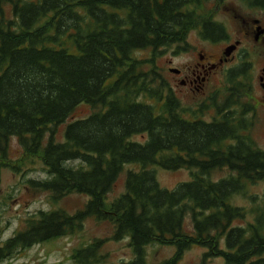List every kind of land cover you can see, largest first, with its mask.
<instances>
[{
    "label": "trees",
    "instance_id": "obj_1",
    "mask_svg": "<svg viewBox=\"0 0 264 264\" xmlns=\"http://www.w3.org/2000/svg\"><path fill=\"white\" fill-rule=\"evenodd\" d=\"M211 1L224 0H0V176L3 167L20 169L9 155L16 137L48 174L26 179L27 186L53 199L88 196L74 213L59 208L31 215L0 243V261L73 234L93 218L112 224L110 238L129 239L133 257L119 264H149L153 244L175 247L158 264H179L193 245L206 248L204 259L264 264V194L251 195L249 209L233 202L264 182V149L250 136L249 62L229 70L222 104L210 98L190 109L158 80L156 66L135 55L182 48L193 29L213 42L227 40L225 24L206 14ZM243 1L264 9V0ZM82 103L94 111L69 122L59 140L56 127ZM211 109L214 115L204 118ZM130 163L138 168L127 170L125 190L109 201ZM152 166L188 169L192 177L168 189ZM218 169L230 173L213 179ZM249 214L246 225L236 222ZM107 238L76 247L74 264H109Z\"/></svg>",
    "mask_w": 264,
    "mask_h": 264
},
{
    "label": "rangeland",
    "instance_id": "obj_2",
    "mask_svg": "<svg viewBox=\"0 0 264 264\" xmlns=\"http://www.w3.org/2000/svg\"><path fill=\"white\" fill-rule=\"evenodd\" d=\"M206 6V5H205ZM206 8L210 11L207 15H212L217 21L225 24L229 38L227 40H219L213 42L203 38L195 29L191 30L187 44L182 48L167 47L162 48L155 53L152 49H144L136 52L138 58L148 61L147 67L156 66L158 80L171 87L176 96L181 100L186 108H198L199 105L210 103L207 98H214V101L222 104L226 99L228 90L227 75L229 70L239 71L244 66V61L250 62L256 66L258 62L257 47L254 46L252 38H246L244 45L239 48V51L234 52L236 57L227 64L217 68L212 73L210 80L206 83L205 92L199 93L190 90L189 87L180 86L174 72L170 68L186 69L188 65L200 60V54L206 55L211 61H218L223 50L230 44L235 43L236 39H240L246 30L243 18L249 19L254 16H259L262 11L256 12L249 8L240 0H224L220 4L211 1ZM249 44L251 46L249 47ZM249 51V52H244ZM233 54V53H232ZM245 55V57H243ZM233 57V56H232ZM245 59V60H244ZM152 60V62H151ZM251 74L249 75L250 79ZM253 79V77H252ZM251 82V80H250ZM252 96L256 97L257 108L253 117V126L250 130V136L256 141L258 147L264 149V90L258 84L253 85L252 80ZM260 98V103L258 100ZM211 105V104H209ZM94 109L88 103H82L77 106L67 121L56 127V135L59 140H64V132L66 126L72 120L87 117ZM214 115V109L209 110L204 118L210 119ZM48 136V135H47ZM137 141L142 139L140 135H135ZM11 160L17 162L20 169L15 172L10 167H3L0 176V211L2 214V222L0 225V243H3L14 233L23 228L25 221L31 215L40 210L64 209L70 213L83 208L88 200V196L81 193H70L60 199H53L50 192L35 189L26 185V179L36 178L43 179L47 177V172L42 160L36 155L25 154L18 138L12 137L10 141ZM73 164L80 165L79 161H73ZM138 168L136 164L130 163L125 165V170L120 174L114 189L109 193V201L120 195L125 190V177L128 169ZM156 170L157 178L162 187L173 189L180 182L191 179L192 174L188 169L168 170L160 166H152ZM229 170L218 169L212 173L213 179L229 175ZM246 195H235L233 202L238 205L252 208L255 203L250 198L251 195H257L263 198L264 182H259L252 185L248 189ZM260 203V201H259ZM253 218L249 214L246 218L237 220L238 224H247ZM186 224L189 229H192V221L187 217ZM113 232V226L108 221H97L93 218L87 219L84 222L82 229L61 237L37 243L28 247L14 256L0 261V264H74L72 259L73 250L87 244L92 239L97 237H109L104 243L103 252L108 253L109 264H119L123 261H129L133 257V251L129 244V239L114 240L110 238ZM223 245V243H222ZM148 262L149 264H158L164 259L172 256L175 252L173 245H158L153 244L148 247ZM206 248L201 245H193L186 250L179 264H224L222 257L203 258Z\"/></svg>",
    "mask_w": 264,
    "mask_h": 264
},
{
    "label": "flooded vegetation",
    "instance_id": "obj_3",
    "mask_svg": "<svg viewBox=\"0 0 264 264\" xmlns=\"http://www.w3.org/2000/svg\"><path fill=\"white\" fill-rule=\"evenodd\" d=\"M240 1L249 8L254 9L256 12L262 11L261 13L258 12L260 14L259 16H254L253 18H249V19L243 18L244 23L249 24L246 26V30H244L242 33L244 35V39L243 37H241L240 39H236L234 41L235 43H238L237 48L233 51V54H231L230 56H226L223 50L222 54L218 58V61H211L206 55L200 54V60L188 65L186 69L177 68L180 71L178 73H174V75L176 76L180 86L189 87L190 90L197 91L203 94L206 89V83L208 80H210L214 70L227 64L229 61L234 60V58L236 57L234 52L239 51V48L242 47V45H244L246 38H252L255 43L254 46L257 47L258 62L256 66L253 64V68L249 62L248 75H246V77H248L249 83L252 84V80H253V85L256 83L259 85V87L262 90H264V9L260 7L259 8L253 6L251 7L248 4H246L243 0ZM250 46L251 44H249V47ZM244 52L247 53L249 51L244 50ZM243 57H245V55ZM250 74L251 76L249 79ZM249 99H251L252 103H254V114H255V110L257 108V104H256L257 98L252 96L251 94V97ZM260 101L261 100L259 98L258 104L260 103ZM262 104L264 106V101H262Z\"/></svg>",
    "mask_w": 264,
    "mask_h": 264
},
{
    "label": "water",
    "instance_id": "obj_4",
    "mask_svg": "<svg viewBox=\"0 0 264 264\" xmlns=\"http://www.w3.org/2000/svg\"><path fill=\"white\" fill-rule=\"evenodd\" d=\"M237 44H238V43H234V44H230V45H228V46L224 49V54H225L226 56H230V55L233 53V51L237 48ZM170 71H171V72H174V73H178L180 70L177 69V68H170Z\"/></svg>",
    "mask_w": 264,
    "mask_h": 264
}]
</instances>
